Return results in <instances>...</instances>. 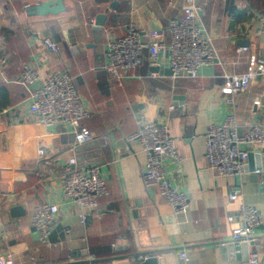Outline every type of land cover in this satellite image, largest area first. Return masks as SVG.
Masks as SVG:
<instances>
[{"label": "crops", "instance_id": "0c3cea01", "mask_svg": "<svg viewBox=\"0 0 264 264\" xmlns=\"http://www.w3.org/2000/svg\"><path fill=\"white\" fill-rule=\"evenodd\" d=\"M43 1L0 0V102H6L0 111L9 109L0 122V256L12 253L14 264H126L139 253L138 258L158 256L160 264H242L250 249L260 247L264 264V171L258 158L231 177L210 168L206 156L212 123L233 114L242 133L264 123L263 73L232 102L222 90L226 72L246 71L251 55L264 60V0H193L199 6L198 22L213 40L215 63L203 65L196 78H173L162 72L171 69L168 50L159 53V70L146 53L123 85L105 69L109 40L125 35L130 23L146 40L154 27L167 31L169 21L183 15L187 0H65L64 13L31 15L29 8ZM100 14L106 15L102 25L97 23ZM47 36L59 44V52L43 44ZM241 46L249 50L239 51ZM24 65L42 77L68 71L91 112L83 125L93 136L76 147V166H99L110 193L100 198L98 208L85 210V222L62 187L74 133L62 123L46 125L31 113L29 92L18 82ZM139 117L168 125L182 161L168 158L166 172L189 197L183 214L174 213L158 188L143 183L146 153L140 143L126 139ZM250 151L263 152L264 143ZM234 191L238 198L231 200ZM43 202L59 207L50 244L41 242L32 223L35 206ZM242 203L263 215L256 241L247 249L225 243L240 223ZM14 204L23 205L26 214L14 216ZM183 251L190 258L186 263Z\"/></svg>", "mask_w": 264, "mask_h": 264}, {"label": "built area", "instance_id": "2783aa9c", "mask_svg": "<svg viewBox=\"0 0 264 264\" xmlns=\"http://www.w3.org/2000/svg\"><path fill=\"white\" fill-rule=\"evenodd\" d=\"M198 9L199 6L195 5L193 0H187L183 15L169 21L167 27L170 34L169 43L166 40V30L154 27L149 31V39L146 40L137 26L130 23L125 35L108 42L109 61L105 65L108 74L119 85H123L129 77V70L141 65L146 53L151 60V65L159 67V53L168 50L172 77L196 78L203 65L214 64L217 59L212 38L205 33L198 22ZM260 21L264 26V14L260 16ZM42 41L51 51L59 52V44L50 36L44 37ZM248 50V46L239 48V51ZM259 71L264 74V60L251 55L246 71L226 72L222 90L228 96V101H234L236 93L248 90ZM151 75L159 76V72H152ZM18 82L29 92L32 114L46 125L62 123L74 133L75 143L68 149L72 155L63 172L62 187L64 194L78 204L79 219L85 222L87 219L85 210L98 208L100 198L110 193L99 166L91 165L86 168L76 166L77 159L74 155L76 147L93 136L91 130L83 125V121L91 116V112L84 106L75 80L68 71L57 70L42 77L33 67L24 65ZM255 103L260 104V100H255ZM8 111V108L0 111V122ZM137 124V129L128 134L126 139L130 143H140L146 153L147 162L143 171L144 185L147 188H158L176 215L185 213L190 206L189 197L179 186L174 185L166 172L168 158L182 161L168 125L147 121L143 117L138 118ZM262 143H264V123H254L242 133L235 116L231 114L223 122L212 123L208 128L206 156L209 166L222 176H238L245 171L250 147ZM43 153L42 145L39 154ZM229 197L235 200L238 198V193L234 191ZM58 212V205L52 202H43L35 206L32 223L40 232L39 238L42 243L50 244L49 236ZM239 212L240 223L233 228L231 239L254 245L256 231L263 223L262 212L257 207L246 203L240 205ZM228 219L233 221L234 216H229ZM180 257L184 263L190 259L185 251L180 253ZM0 264H14L13 254L7 253L0 256ZM242 264H262L260 247L250 249Z\"/></svg>", "mask_w": 264, "mask_h": 264}, {"label": "water", "instance_id": "95a60500", "mask_svg": "<svg viewBox=\"0 0 264 264\" xmlns=\"http://www.w3.org/2000/svg\"><path fill=\"white\" fill-rule=\"evenodd\" d=\"M113 7L117 6V2L112 3ZM67 10L66 5H65V0H45L42 3L36 4L34 6H31L29 8V12L31 15H46V14H53V15H59L61 13H64ZM106 18L105 14H100L98 16L97 23L98 24H103L104 19ZM62 24L67 22L66 18H60L59 19ZM246 43V42H245ZM154 70H159V68L154 67ZM165 71L166 73L172 74V70L167 68L165 70H162V72ZM182 102H175V106L181 104ZM181 109L176 112L180 113ZM258 158V164L261 167V169L264 171V151L263 152H253L249 151L248 155V162L252 164V159L253 158ZM261 172V171H260ZM262 179L264 180V172H262ZM10 212L17 217L24 216L26 214V209L23 205L20 204H14L13 206L10 207ZM228 247L232 246H242L244 249H247L248 244L243 243V242H238L234 241L232 239L227 240L225 242ZM140 254L136 253L133 255L136 259L133 261V263L127 262L126 264H160V258L158 256H140ZM116 258V257H115ZM113 264V263H111ZM114 264H121V263H114ZM125 264V263H124Z\"/></svg>", "mask_w": 264, "mask_h": 264}, {"label": "trees", "instance_id": "16d2710c", "mask_svg": "<svg viewBox=\"0 0 264 264\" xmlns=\"http://www.w3.org/2000/svg\"><path fill=\"white\" fill-rule=\"evenodd\" d=\"M263 13H264V12H263ZM0 105H6V102H2V103L0 102Z\"/></svg>", "mask_w": 264, "mask_h": 264}]
</instances>
